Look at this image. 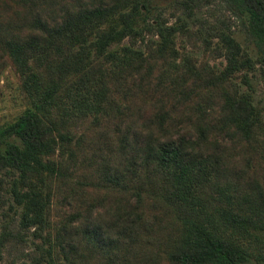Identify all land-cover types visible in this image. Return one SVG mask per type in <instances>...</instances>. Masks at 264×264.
I'll use <instances>...</instances> for the list:
<instances>
[{"label": "trees", "instance_id": "16d2710c", "mask_svg": "<svg viewBox=\"0 0 264 264\" xmlns=\"http://www.w3.org/2000/svg\"><path fill=\"white\" fill-rule=\"evenodd\" d=\"M163 4L0 0L15 264H264V0Z\"/></svg>", "mask_w": 264, "mask_h": 264}, {"label": "rangeland", "instance_id": "374dc122", "mask_svg": "<svg viewBox=\"0 0 264 264\" xmlns=\"http://www.w3.org/2000/svg\"><path fill=\"white\" fill-rule=\"evenodd\" d=\"M156 1L158 4L162 5H164L163 3L165 2V0ZM167 11L168 8L164 10L165 15H167ZM204 13L205 12L200 11L198 12V15H204ZM213 14L214 16L220 15V10L218 8H214ZM172 18L173 17H169V19ZM232 33L244 47L245 44L242 40V32L238 30V28H234ZM246 48L253 56V48L250 46H247ZM250 83L252 89L249 90V93L251 94L252 102L256 107H258L261 119L264 121V84L262 82V76L256 72L255 77H250ZM239 87L242 90L245 86L240 84ZM23 107L24 103L17 89V82L14 75L11 72L4 70L0 75V125L13 119L15 115L23 109ZM6 204L7 202L2 206V209L4 210L0 209V222L8 220L9 216L12 215L11 211H7ZM2 212L4 213L2 214ZM31 238L32 235L30 233L25 237L27 242L24 244L6 242L4 246L0 247V264H15L16 261L20 260L24 253H27L26 251L33 248L34 244L30 240ZM21 246L24 252L21 251Z\"/></svg>", "mask_w": 264, "mask_h": 264}]
</instances>
